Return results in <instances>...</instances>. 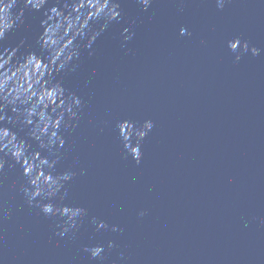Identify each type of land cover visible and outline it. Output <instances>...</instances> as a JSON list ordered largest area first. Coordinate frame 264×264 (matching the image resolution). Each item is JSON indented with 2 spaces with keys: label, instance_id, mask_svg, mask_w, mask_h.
I'll return each mask as SVG.
<instances>
[{
  "label": "water",
  "instance_id": "obj_1",
  "mask_svg": "<svg viewBox=\"0 0 264 264\" xmlns=\"http://www.w3.org/2000/svg\"><path fill=\"white\" fill-rule=\"evenodd\" d=\"M64 2L25 8L0 51L46 56L37 42L41 20ZM117 2L121 19L82 47L75 71L53 74L85 105L78 126L63 133L56 168L77 172L63 203L88 216L75 238L57 236L61 219L28 206L18 190L22 168L5 156L0 264H97L83 251L96 244L105 246L104 264H264V52L234 62L227 46L239 36L264 49V0H230L223 9L215 0H153L147 10L136 0ZM125 28L134 33L127 42ZM125 119L154 125L139 164L116 128ZM4 126L39 150L27 128ZM93 216L109 228L97 231Z\"/></svg>",
  "mask_w": 264,
  "mask_h": 264
},
{
  "label": "clouds",
  "instance_id": "obj_2",
  "mask_svg": "<svg viewBox=\"0 0 264 264\" xmlns=\"http://www.w3.org/2000/svg\"><path fill=\"white\" fill-rule=\"evenodd\" d=\"M229 2L215 0L218 9H223ZM48 3L49 0H0V41L24 23L25 8L39 11ZM136 3L147 10L153 0H136ZM21 4L22 7H18ZM57 5L45 9L46 18L41 20L43 32L37 42L41 51L47 53L46 56L42 58L30 52L14 59L16 48L0 51V153H3L0 155V176L4 173V157L8 156L22 168L24 182L18 190L28 206L39 208L46 217L61 219L62 222L55 224L59 229L55 233L57 236L63 238L71 232L72 238H75L76 230L88 216V209L63 203L69 195L66 185L75 179L77 172L70 168L60 172L56 166L64 157L60 151L65 145L63 133L78 126L85 105L81 97L73 93L65 95L66 90L61 82H53V74L63 70L75 71L77 65L73 61L79 58L82 47L91 48L111 22L121 19L122 9L117 0H71L70 3L65 0L62 7ZM122 35L124 42H127L134 33L125 28ZM180 35L191 36V32L181 27ZM227 46L236 54L234 62H238L246 53L258 56L264 52V49L250 46L247 40L239 36L229 40ZM6 108H10L14 115H8ZM5 124L19 125L20 131L27 128L26 136L37 142L39 150L30 151L31 145ZM153 126L151 120H145L137 127L135 122L127 119L116 125L126 154L137 164L143 157L141 141ZM133 135L136 137L134 144L130 139ZM42 152L46 154L42 155ZM80 174H84L83 170ZM145 214L144 211L139 213L141 217ZM90 222L97 231L109 228L105 221L94 216ZM111 231L122 229L113 225ZM114 246L113 241H108V250ZM83 251L97 264H104L106 249L103 244L84 246ZM120 258H124L122 252Z\"/></svg>",
  "mask_w": 264,
  "mask_h": 264
}]
</instances>
